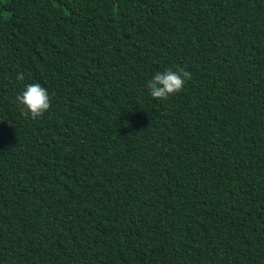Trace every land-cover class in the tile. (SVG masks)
<instances>
[{"label": "trees", "instance_id": "obj_1", "mask_svg": "<svg viewBox=\"0 0 264 264\" xmlns=\"http://www.w3.org/2000/svg\"><path fill=\"white\" fill-rule=\"evenodd\" d=\"M0 264H264V0H0Z\"/></svg>", "mask_w": 264, "mask_h": 264}, {"label": "clouds", "instance_id": "obj_2", "mask_svg": "<svg viewBox=\"0 0 264 264\" xmlns=\"http://www.w3.org/2000/svg\"><path fill=\"white\" fill-rule=\"evenodd\" d=\"M17 79L22 80L23 75L18 74ZM189 79H191V73L187 70L167 69L152 75L146 87L148 94L154 100H167L180 92ZM17 100L32 117L41 116L50 108L49 93L40 83L25 85L23 91L18 94Z\"/></svg>", "mask_w": 264, "mask_h": 264}]
</instances>
